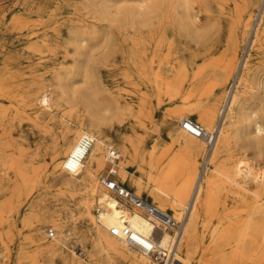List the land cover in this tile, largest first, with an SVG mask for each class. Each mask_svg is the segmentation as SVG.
<instances>
[{
  "label": "bare ground",
  "instance_id": "bare-ground-1",
  "mask_svg": "<svg viewBox=\"0 0 264 264\" xmlns=\"http://www.w3.org/2000/svg\"><path fill=\"white\" fill-rule=\"evenodd\" d=\"M134 1L137 4L127 11L122 9L125 3H120L122 7H118L119 0H85L81 3L72 0H41L26 7L15 8L14 15L8 18L14 28L12 34L29 32L38 46L33 45L32 49L26 47L12 54L5 53L0 42V96L4 86H15L16 91L26 97L27 104L38 109L44 117H50L54 126L61 127L59 140L63 148L55 167L65 176V189L71 199L77 201L81 219L92 224V227L94 225L90 236L92 248L98 252L127 256L135 264H152L156 261L143 252L140 243L145 244V238L154 235L163 220L155 213L148 216L141 210H130L119 198L96 184L95 179L104 168V160L114 153L121 161L117 164L121 177L117 181L119 184H127L124 186L127 190L174 220L183 211L185 221L184 218L177 220L183 222L181 231L170 234L162 228L157 237V244L171 252L172 264L175 261L178 264H264V171L259 172L255 165L257 158L264 155V74H260L264 71V59L261 58L264 49V0H246V10L238 20L229 23L228 33L235 37L231 46L234 56L217 60V65L224 76L223 86L231 84L236 76L234 91L229 100L224 101L227 102L225 108L220 109V122L216 120V114L206 112H199L200 116L196 118L206 130L215 133V143L211 150L208 151L207 147L205 149L201 138L190 134L193 138H189L181 133L176 137L178 144L185 150L204 156L202 172L198 170L193 158L186 169L176 164L165 170L161 156L155 158V150L138 159L128 139L110 147L103 134L108 108L100 102L98 106H101L103 114L91 113L87 109L86 115L77 114L73 118L60 113L58 105L56 109L51 105L53 100L56 104L67 97L65 82L69 81L72 86L75 83L74 74L66 72L62 75L61 70L55 79L56 83L52 84L48 80L51 72L45 70L39 61L45 59V55H41L45 51L59 52L62 48L72 47L77 62L84 57L88 63L107 66L117 52L114 29L126 18H139L154 24L166 17L177 16L180 19L178 25L195 35L199 44L208 42L212 35L221 32L226 21L222 16L213 15L210 0ZM60 21L65 24L68 33L66 37L57 28ZM251 32L250 50L238 71ZM218 49L214 47L210 51ZM202 61L203 57L195 55V71L203 73L211 67L203 65ZM61 65L66 67L64 62H57L54 67ZM89 75L88 72L84 73V79L88 80L91 77ZM198 75L195 74L196 80ZM54 112L59 117H55ZM184 118L191 117L181 111H174L166 123L170 128L180 131L177 125L183 130L181 122ZM83 136H89L93 141L89 149L79 145ZM233 148L238 150V157L233 154ZM250 151L253 153L252 158L248 155ZM136 163L142 176L130 170ZM30 183L28 176L16 171L11 196L0 201V224L8 222L7 213L15 210L19 212L22 208L21 192ZM97 207V215H94ZM97 221L102 223L104 230L95 227ZM65 226L59 217L51 225L59 235L64 233ZM125 229L130 232L128 235L124 234ZM47 248L55 256H58L61 249L58 244ZM79 250L80 254H74L87 262V255L92 250ZM220 253L223 255L219 256Z\"/></svg>",
  "mask_w": 264,
  "mask_h": 264
},
{
  "label": "rangeland",
  "instance_id": "rangeland-1",
  "mask_svg": "<svg viewBox=\"0 0 264 264\" xmlns=\"http://www.w3.org/2000/svg\"><path fill=\"white\" fill-rule=\"evenodd\" d=\"M40 1L8 0L0 5V42L5 53L16 54L23 48L31 47L32 49L33 45L38 46L29 32L22 35L12 34L14 28L12 24H9L8 18L14 15L13 11L18 6L26 7ZM72 1L81 3L85 0ZM120 3H125L127 6ZM136 4L134 0H119L118 7L122 5L125 7L121 6L122 9L127 11ZM209 5L213 15L222 16L226 21H224L223 30L212 35V38L203 44H199L195 35L178 25L180 19L177 16L166 17L154 24L139 18H126L119 27L114 29L117 52L107 66L88 63L84 57L79 58L77 62V59L74 60L76 56L72 47L62 48L59 52L50 50L42 53L45 59L39 61L45 70L51 72L48 74V80L52 84L56 83L55 79L60 70L62 75L66 72L74 74L75 84L73 83L72 86L69 81L65 82L67 97L56 104L53 100L54 103L51 104L53 109H56L58 105L60 110H57L70 118L77 114L86 115L87 109L91 113L103 114L101 106H98L100 102L108 108L105 112L103 134L105 142L110 147H114L118 141L128 139L138 159L155 150V158L158 159L161 156V164L165 170L175 167L176 164L186 169L188 163L194 160L197 162L198 170L202 172L205 166L204 156H197L185 150L176 141L180 133L189 138L193 137L178 125L180 131L170 128L166 119L174 111H181L197 121L199 112H206L210 115L216 114V120L219 119L218 122H220L222 119V115L218 117L220 109L225 108L227 102L224 101L229 100V96L234 91L236 76L231 84L223 86L224 76L217 65L219 63L217 60L231 59L234 56L231 46L235 37L228 33V27L229 23L238 20L246 10V0H210ZM64 25V22L60 21L57 28L66 37L68 33ZM252 32L247 45L245 44L246 48L243 49L238 71L250 50ZM214 47L219 49L211 52L210 50ZM195 55L203 57L202 64L211 67L203 73L195 71ZM261 58L264 59V49L261 52ZM57 62H64L66 67L62 65L54 67ZM86 72L91 76L88 80L83 76ZM195 74H199L197 80ZM260 74L263 75L264 71ZM3 90L0 96V201H5L11 196L17 170L28 176L31 183L21 192L23 206L19 212L15 210L7 213L8 222L0 224V264H135L127 256L98 252L92 248L90 233L94 231V225L92 227V224L81 219L77 201L72 200L65 189L63 180L65 176L55 167L63 148L59 140L61 127L54 126L50 117H44L38 109L27 104L26 97L22 96L21 92L18 93L15 86L8 84L3 87ZM53 114L55 117L58 116L55 112ZM203 145L206 149V145ZM233 154L238 157L236 148H233ZM248 155L252 158L253 153L250 151ZM104 163V168L97 173L95 182L108 191L100 184V178L107 175L109 171L106 159ZM255 165L259 172L264 171V155L257 158ZM130 170L137 173V176H142L137 163ZM115 171L112 177L119 182L121 177L118 167ZM122 186L126 187L127 184ZM120 201L130 210H134V207ZM97 210L98 207L94 210V215H97ZM181 213L177 219L179 221L184 218L183 211ZM58 217L61 223L66 225L63 229L64 233L56 234V237L51 240L46 233L53 228L51 227L53 220ZM95 227L104 230L101 222L97 221ZM169 233L173 232L169 231ZM55 244L61 248L58 256L47 248ZM80 248L92 250V253L87 255V262L74 254H80ZM138 255L140 256L139 253ZM221 255L223 253L219 254ZM152 264L159 263L153 261ZM175 264L178 263L175 261ZM220 264H226V262Z\"/></svg>",
  "mask_w": 264,
  "mask_h": 264
},
{
  "label": "built area",
  "instance_id": "built-area-1",
  "mask_svg": "<svg viewBox=\"0 0 264 264\" xmlns=\"http://www.w3.org/2000/svg\"><path fill=\"white\" fill-rule=\"evenodd\" d=\"M181 126L183 130H185L188 134L201 138L208 151L211 150L212 146L215 143V133L206 130L200 123L193 120L192 118H184L181 122ZM93 141L89 136H83L79 142V145L83 148L89 149L92 145ZM119 161V156L111 153L107 157V162L109 164V171L107 175L101 177V184L111 192L115 197L120 200L126 202L130 206L135 209L143 211L146 215L151 216L152 214L159 215L163 220L160 221V226H157L156 232L154 235L149 238H145V244H141L143 252L155 260L159 264H172L173 258H171V252L162 248L157 244V237L161 233L162 228L173 233H178L181 231V222L174 220L161 212H159L155 207L148 205L139 197L135 196L132 192L127 190L124 186L120 185L115 178L112 176L115 175V170L117 169V164ZM114 234H117L116 231H113ZM130 232L125 229L124 234L128 235ZM48 238L53 240L56 237V232L52 229L48 230L47 234ZM132 236V234H131Z\"/></svg>",
  "mask_w": 264,
  "mask_h": 264
},
{
  "label": "crops",
  "instance_id": "crops-1",
  "mask_svg": "<svg viewBox=\"0 0 264 264\" xmlns=\"http://www.w3.org/2000/svg\"><path fill=\"white\" fill-rule=\"evenodd\" d=\"M8 0H0V5L4 4L5 2H7Z\"/></svg>",
  "mask_w": 264,
  "mask_h": 264
}]
</instances>
